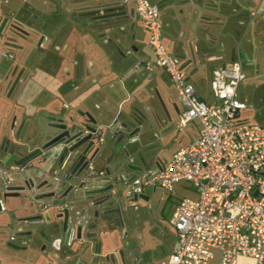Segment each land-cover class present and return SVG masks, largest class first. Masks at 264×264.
Returning <instances> with one entry per match:
<instances>
[{
    "label": "crops",
    "instance_id": "0c3cea01",
    "mask_svg": "<svg viewBox=\"0 0 264 264\" xmlns=\"http://www.w3.org/2000/svg\"><path fill=\"white\" fill-rule=\"evenodd\" d=\"M148 1L159 9L167 51L179 59L181 67L188 64L184 69L187 77L195 69L193 76L201 70L210 88L212 71L231 62L232 58L241 60L245 68L256 72L259 81H264V15L250 16L251 11H264V0ZM38 2L6 0L0 8V25L6 22L0 35V65L3 68L0 70V139L9 133L15 119L13 132L20 133L26 125L23 140L27 141L46 127V116H58L64 105L74 111H89L100 122L108 123L117 118L127 119L133 109L143 114L144 110L152 115L156 111L161 113V99L172 122L178 120L182 107L177 93L164 71V76L155 73L148 34L131 2L54 0L55 8L62 10L65 18V23L58 21V24L55 15L52 16L54 21L46 19L38 24ZM112 12L125 13L116 22H107L108 28L115 26L112 29H104L106 21L94 19ZM82 23H86V29L80 28ZM10 25H16L21 32L11 31ZM10 37L16 39L15 45L21 49L11 46ZM110 42L123 51L124 57L115 53ZM9 55L14 57L10 59ZM193 55L195 64L191 62ZM146 65L152 66V70L146 69ZM196 94L207 101L197 90ZM161 119L164 121L163 117ZM171 123L161 126L155 121L159 141L164 139L163 134ZM191 141L179 145L176 152ZM104 164V157L97 159V165ZM118 173L129 171L121 168ZM11 200L16 201H8ZM8 201L5 211L0 213V227L8 225L15 216L11 209L13 201ZM136 217L134 214L130 218L128 210L124 212L127 233L122 238L104 233L106 230L100 225L103 233L93 241L98 243V249L91 256L82 254L64 263L93 264L96 261L95 264H108L104 256L114 254L119 261L117 249H120L129 256L127 264L136 261L135 257H130L134 252L139 253L142 264H161L170 254L159 261H144L146 242L141 234L136 236ZM171 229L174 241L170 253L176 240V233ZM237 264L256 262L239 257Z\"/></svg>",
    "mask_w": 264,
    "mask_h": 264
},
{
    "label": "built area",
    "instance_id": "2783aa9c",
    "mask_svg": "<svg viewBox=\"0 0 264 264\" xmlns=\"http://www.w3.org/2000/svg\"><path fill=\"white\" fill-rule=\"evenodd\" d=\"M125 2L134 5L148 34L154 66L166 73L177 93L182 111L176 129L198 125L194 140L161 168L151 170L150 177L148 173L137 177L141 184L138 194L146 186L174 192L176 184L185 181L194 185L198 195L176 205L169 221L176 233L175 244L161 264H237L239 257L264 264V125L240 121V113L249 107L238 94L245 80L242 62L235 59L214 69L211 101L201 99L187 81L179 59L163 43L158 7L148 0ZM5 3L0 0V8ZM259 14L262 9L250 12L252 18ZM146 69L151 71L152 66L146 65ZM102 140L101 136L98 143ZM16 171L10 168L6 174L10 184ZM130 177V173L120 174L117 180L126 182Z\"/></svg>",
    "mask_w": 264,
    "mask_h": 264
},
{
    "label": "water",
    "instance_id": "95a60500",
    "mask_svg": "<svg viewBox=\"0 0 264 264\" xmlns=\"http://www.w3.org/2000/svg\"><path fill=\"white\" fill-rule=\"evenodd\" d=\"M124 14L123 12H112L99 15L94 19L106 21L104 29H107L108 21L114 23ZM5 23L0 25V35L4 30ZM114 27L112 25L108 29ZM9 28L13 32H21L16 25H10ZM9 42L14 48L21 49L15 45L16 39L14 37H10ZM110 44L118 56L124 57L121 49L111 42ZM112 58L115 59V56ZM231 61L234 59L231 58ZM191 62L196 63L194 55ZM187 65L181 69H185ZM196 71L197 69L189 74L187 81ZM159 101L161 113L156 111L152 115L144 110L143 114L138 109H133L127 119L125 117L119 118V124H115L117 119L102 123L89 111H76L74 114H69L61 110L58 116H46L45 119L49 123L48 127L51 129L60 131L66 128L64 122H67L74 127L71 133L76 129L77 136L81 137L76 145L70 149H65L61 154V146L58 144L62 136H58L43 145L48 131L43 129L37 131L40 132V135L35 132L27 141H24L23 133L26 125L20 133H14V119L9 133L0 139V213L5 211L4 205L9 199L16 201L20 199L21 204L13 205L12 211L21 210L32 214V216L19 221L23 230L26 231L13 232L11 224L7 227L1 226L0 244L3 240H8L5 247L12 248L25 256L28 264L38 263L45 257L35 249L40 239L47 245L49 255L59 251L60 247L64 248L67 251L65 252L67 263L76 260L82 254L91 256L92 252L98 249V243L93 241L97 240L98 235L103 233L100 225L106 230L104 233H114L106 220L101 221L99 219V212L101 216L117 214L119 217L117 221L121 222V211L128 210L131 213L126 197L140 192L141 184L137 179L138 175L142 173H148V177L152 175L149 173L152 170L149 160L154 161L151 151L155 148L148 146L151 131L153 133L157 131L155 121L161 126H164V123L170 124L172 122L165 104L161 99ZM173 107L175 108V105ZM161 117L164 118V121ZM103 135L109 137L111 144V152L106 155L105 151L96 143ZM130 147H136L134 156L137 158L138 164L134 163ZM101 157H104V163L108 165L107 176H97L93 183H83L78 190L70 188L71 196H67L68 191L63 193V189L58 187L52 173L61 165L67 164L70 167L73 164L72 159H74L76 163L73 165L71 175L78 168V174L81 175L89 162L94 158L99 159ZM10 168L18 170L13 173L14 181L11 184L6 177ZM121 168H126L131 174V177L122 184L117 180L120 175L118 171ZM121 187L127 194L125 198L120 195ZM137 198L147 200L141 193ZM29 199L37 204L48 206V210L44 214H40L37 208L27 207ZM42 201H47V203ZM62 201L69 204V209H60ZM2 205L4 206L3 210L1 209ZM106 206H115L116 211L105 210ZM91 209H94L95 214L93 216L89 212ZM93 230L96 232L91 233ZM11 241L18 242L20 245H13ZM99 249L101 250L100 243ZM117 252L119 261L113 259V254L109 255L112 258V264H127L128 258H125L123 251L117 249Z\"/></svg>",
    "mask_w": 264,
    "mask_h": 264
},
{
    "label": "rangeland",
    "instance_id": "374dc122",
    "mask_svg": "<svg viewBox=\"0 0 264 264\" xmlns=\"http://www.w3.org/2000/svg\"><path fill=\"white\" fill-rule=\"evenodd\" d=\"M53 1L54 0H39L37 14L40 19L38 20V24H42L46 19L52 22L54 18L57 24L58 21L65 23L63 22L65 19L63 17V11L59 9L57 11ZM256 11H258V9ZM53 15H55L54 18H52ZM260 15H264V11L263 14ZM67 25H65V27ZM80 28L86 29V23H82ZM153 68L157 75L164 76L162 69L154 65ZM2 69L0 65V70ZM244 74L245 80L240 85L239 97L241 99H246L249 107L240 113V121L250 125H262L264 124V81H259L256 77V72L250 68L244 67ZM205 77V74L199 70V72L191 78L190 84L194 87L195 92L197 90L198 94H202L204 98L210 102V88L207 85ZM176 122V120L173 121L163 134L164 139L159 141L160 146L157 149V154L167 160L173 156L179 145L189 140H194L198 135V125L196 123L190 124L189 127L183 131H178L176 129ZM135 148L136 147H130V151L133 154L134 163L138 164V160L134 156ZM149 165L153 167L152 159L149 160ZM126 170L127 169L124 168V171ZM119 191L120 195H122L124 188L121 187ZM143 194L144 198L147 200H142L137 203V211L135 214L137 215L136 219L138 222L134 228L137 231L136 236L141 234L143 242H146L143 248L146 252L144 261L150 263L149 261L151 260L159 261L161 258L164 259V257L170 254L174 236L169 221L176 205L183 198L197 199L198 195L194 185L185 181L176 184L174 192H168L161 187L146 186L143 190ZM12 201L13 200L8 202ZM21 202L20 199L13 201V205H16V203L21 204ZM126 225H129V223L127 222ZM127 240H130V237H127ZM212 264L214 263L212 262Z\"/></svg>",
    "mask_w": 264,
    "mask_h": 264
},
{
    "label": "flooded vegetation",
    "instance_id": "af4514ba",
    "mask_svg": "<svg viewBox=\"0 0 264 264\" xmlns=\"http://www.w3.org/2000/svg\"><path fill=\"white\" fill-rule=\"evenodd\" d=\"M14 57V56H13ZM62 112H67L69 114H74L76 111H74L72 108H70L68 105H64L63 108L61 109ZM66 125V128L62 130H56V129H51L49 126V123L47 121L46 127L44 129H47L46 133V139L43 142L44 144H47L48 142L52 141L54 138L58 136H62L60 139V143L58 145L61 146V152L60 154L65 150V149H70L74 145H76L80 140L81 137L77 136V131L76 129L74 132L71 133V130L74 128L72 124H69L67 122H64ZM115 124H119V118L115 121ZM137 128V127H136ZM151 136L148 142V146L153 147L154 150L151 151V155H153V167L152 170L159 169L163 166V164L167 161L166 158L160 157L157 154V149L160 146L159 143V138L156 133H153L151 131ZM103 140L102 143L99 144L98 141H96L97 146L101 147L106 154H109L111 152V144L109 141V137L107 135L102 136ZM56 145V146H58ZM76 158V157H74ZM72 166H68L67 164L61 165L58 169L54 170L52 173L54 180H56L57 185L60 189H63V193L68 191L67 196H71V191L69 190L70 188H78L80 185L83 183H93L95 181V178L100 175V173H103V177L107 176V169L108 165L104 164L102 166L97 165V159H93L89 164L84 168L83 173L80 175L78 174L79 168L74 172V174L71 175L73 165H75V160L72 159ZM56 164V162H55ZM54 164V165H55ZM121 184L124 182H120ZM143 194V193H142ZM125 195L127 194L124 192L122 196L125 198ZM139 194H131L130 197H126V200L130 203L131 206L129 209L131 210V213H129V217H133L135 213H133V210L135 209L137 211V206H135L136 202L138 203L139 201H142V199L137 198ZM144 196V194H143ZM43 203H47V201H42ZM68 203H64L63 201L61 202L60 209L64 210L68 208ZM27 207L29 208H37L38 212L40 214H44L48 210V206H44L42 204H37L35 203L32 199H29L27 202ZM69 209V208H68ZM105 210H111V211H116L115 206H106L104 208ZM92 210V211H91ZM89 212L92 213V216L94 213V209H91ZM102 212V211H101ZM32 214L28 212H23L21 210H17L15 212L14 219L9 223L11 224V229L13 232L16 231H26L23 230L22 224L19 222L20 220L30 217ZM121 222L117 221L119 218L117 214H112L109 216H101L99 212V219L106 220L108 222V225L110 226L111 230L114 232L116 237H121L125 236L127 233V230L125 228V222H124V211H121ZM8 224V225H9ZM6 225L5 227H7ZM4 230V229H3ZM96 230L91 231V233H95ZM124 233V234H123ZM123 234V235H122ZM119 239V238H118ZM5 243H8V240H3V242L0 244V263L1 264H28V260H26L25 256L21 255L17 251H14L12 248L5 247ZM13 245H20L18 242L11 241ZM35 249L38 251V253H42L45 257H43L38 263H30V264H65V254L63 253V248L60 247L59 251H56L53 253V256H50L48 254L47 250V245L45 242H43L41 239L38 242V244L35 246ZM119 250V249H118ZM118 253V252H117ZM131 254H135L136 261L133 264H142L141 260L139 259V253L134 252ZM124 255V254H123ZM125 258H128L129 256L127 254L124 255ZM113 259H115L114 254H113ZM104 261H107L108 264H112V258L109 255L104 256ZM95 264V263H93Z\"/></svg>",
    "mask_w": 264,
    "mask_h": 264
}]
</instances>
